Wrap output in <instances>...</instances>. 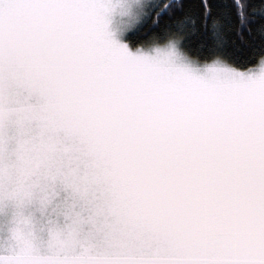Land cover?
I'll return each instance as SVG.
<instances>
[{"label": "snow or ice", "instance_id": "obj_1", "mask_svg": "<svg viewBox=\"0 0 264 264\" xmlns=\"http://www.w3.org/2000/svg\"><path fill=\"white\" fill-rule=\"evenodd\" d=\"M0 264H264V0H0Z\"/></svg>", "mask_w": 264, "mask_h": 264}, {"label": "trees", "instance_id": "obj_2", "mask_svg": "<svg viewBox=\"0 0 264 264\" xmlns=\"http://www.w3.org/2000/svg\"><path fill=\"white\" fill-rule=\"evenodd\" d=\"M229 2H231V0H229ZM148 36H149V33L147 32V31H145V30H141V33L139 34V38L140 39H147L148 38ZM235 37V33L233 32V33H231L230 35H229V39L231 40L232 38H234Z\"/></svg>", "mask_w": 264, "mask_h": 264}]
</instances>
